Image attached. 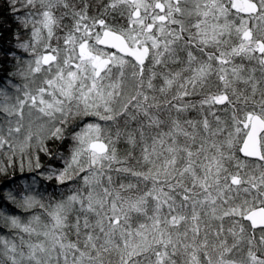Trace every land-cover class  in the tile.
Masks as SVG:
<instances>
[{"label":"snow or ice","instance_id":"1","mask_svg":"<svg viewBox=\"0 0 264 264\" xmlns=\"http://www.w3.org/2000/svg\"><path fill=\"white\" fill-rule=\"evenodd\" d=\"M0 264H264V0H0Z\"/></svg>","mask_w":264,"mask_h":264}]
</instances>
